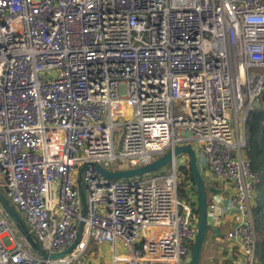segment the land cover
<instances>
[{
	"label": "built area",
	"instance_id": "1",
	"mask_svg": "<svg viewBox=\"0 0 264 264\" xmlns=\"http://www.w3.org/2000/svg\"><path fill=\"white\" fill-rule=\"evenodd\" d=\"M263 94L264 0H0V193L48 254L82 223L79 245L50 259L0 206V264H82L91 241L112 244V264L118 242L123 264H190L197 192L178 189L189 160L127 180L87 167L78 181L85 164L132 170L185 146L206 235L231 217L230 264H258L245 122Z\"/></svg>",
	"mask_w": 264,
	"mask_h": 264
},
{
	"label": "water",
	"instance_id": "2",
	"mask_svg": "<svg viewBox=\"0 0 264 264\" xmlns=\"http://www.w3.org/2000/svg\"><path fill=\"white\" fill-rule=\"evenodd\" d=\"M257 107H258V104L256 103L255 108ZM182 153H185L189 156V170H190L192 179L196 187V192H197L199 225H198V230L196 233L195 241L193 243V246L189 250V256L191 258L190 264H199L200 252H201V248H202V245L205 239L206 228H207L206 208H205V191H204V186L200 178L199 172L197 170L196 156H195L193 149L190 146L177 147L174 149L173 153L168 152L162 158L156 160L155 162L147 166L132 169V170L111 172V171H105L99 165L85 164L79 170L78 181L79 183L81 182V175L87 167H93V169L97 171L99 174H101L103 177L107 179H112V180H127L133 177H140L142 175L150 174V173H153V172H156L162 169L169 163L172 156H178L179 154H182ZM211 192L217 193L215 189H211ZM80 197L82 200L83 216H84L85 199H84V194L82 192L81 187H80ZM0 206L5 211V213L9 216L11 221L15 224L19 234L27 240V242L31 246L32 251L40 256L48 257L50 259L63 258V257L68 256L80 243L82 223H80L79 225L76 239L74 240V242L68 249H66L64 252H61V253L48 254L33 240V238L27 231L26 227L24 226L23 222L21 221L20 217L18 216L14 208L11 206V204L5 198V196H3L1 193H0Z\"/></svg>",
	"mask_w": 264,
	"mask_h": 264
},
{
	"label": "trees",
	"instance_id": "3",
	"mask_svg": "<svg viewBox=\"0 0 264 264\" xmlns=\"http://www.w3.org/2000/svg\"><path fill=\"white\" fill-rule=\"evenodd\" d=\"M245 137V156L250 160L251 169L259 176L260 180L257 187L253 216L260 239L255 255L258 264H264V94L259 98L258 107L250 111L246 118ZM180 172L183 174L184 180L179 182L178 185L179 196L180 198H185V182L189 180L194 185V181L188 167H181ZM196 214H199L198 209L196 210ZM206 238L207 235H205L203 244Z\"/></svg>",
	"mask_w": 264,
	"mask_h": 264
},
{
	"label": "crops",
	"instance_id": "4",
	"mask_svg": "<svg viewBox=\"0 0 264 264\" xmlns=\"http://www.w3.org/2000/svg\"><path fill=\"white\" fill-rule=\"evenodd\" d=\"M225 221L226 222L224 225L219 226L217 229H214V231H218L217 234L215 233L212 237L207 235L199 257V264H201V260L204 264H230L231 258L233 256L229 252L230 244L225 239V234L232 225V218L227 217ZM121 250L125 252L122 247ZM116 255L120 259V262L118 264H123L126 256L125 253L119 256L116 252Z\"/></svg>",
	"mask_w": 264,
	"mask_h": 264
},
{
	"label": "rangeland",
	"instance_id": "5",
	"mask_svg": "<svg viewBox=\"0 0 264 264\" xmlns=\"http://www.w3.org/2000/svg\"><path fill=\"white\" fill-rule=\"evenodd\" d=\"M177 158V163H185L187 164L189 160V156L185 153L179 154L176 156ZM156 173L154 172L153 174H150V176L155 175ZM147 177V176H144ZM184 180L181 179L180 182ZM186 183V182H185ZM255 206V202H254ZM260 241V239H259ZM83 247V244H80V248ZM204 250V248H203ZM117 254L119 256L123 255L125 252L121 250V245L118 242L117 243ZM76 254L80 256L79 261L82 264H111L112 260V255H113V246L112 244L106 243L104 245H97L93 243L92 241L88 243L86 249L84 252L81 253V250L77 249ZM201 264L202 260H201Z\"/></svg>",
	"mask_w": 264,
	"mask_h": 264
}]
</instances>
